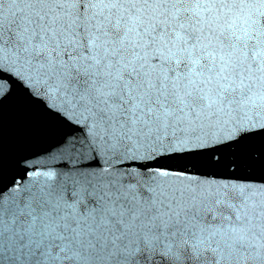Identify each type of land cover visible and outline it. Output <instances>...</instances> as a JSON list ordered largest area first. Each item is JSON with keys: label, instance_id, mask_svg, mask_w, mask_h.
Here are the masks:
<instances>
[{"label": "snow or ice", "instance_id": "snow-or-ice-1", "mask_svg": "<svg viewBox=\"0 0 264 264\" xmlns=\"http://www.w3.org/2000/svg\"><path fill=\"white\" fill-rule=\"evenodd\" d=\"M17 100L57 135L6 184ZM21 258L264 264V0H0V264Z\"/></svg>", "mask_w": 264, "mask_h": 264}, {"label": "water", "instance_id": "water-1", "mask_svg": "<svg viewBox=\"0 0 264 264\" xmlns=\"http://www.w3.org/2000/svg\"><path fill=\"white\" fill-rule=\"evenodd\" d=\"M3 135L5 152L3 181L7 184L17 175V161L41 152L55 140L57 132L37 111L29 108L22 100H17L5 112ZM255 144L258 146L259 142ZM20 264H24L23 258Z\"/></svg>", "mask_w": 264, "mask_h": 264}]
</instances>
